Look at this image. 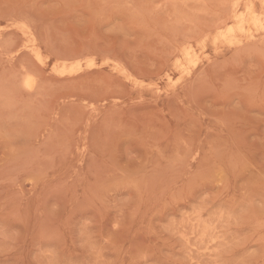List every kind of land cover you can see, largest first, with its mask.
<instances>
[{"label": "rangeland", "instance_id": "374dc122", "mask_svg": "<svg viewBox=\"0 0 264 264\" xmlns=\"http://www.w3.org/2000/svg\"><path fill=\"white\" fill-rule=\"evenodd\" d=\"M250 1L0 0V264H264Z\"/></svg>", "mask_w": 264, "mask_h": 264}, {"label": "bare ground", "instance_id": "6f19581e", "mask_svg": "<svg viewBox=\"0 0 264 264\" xmlns=\"http://www.w3.org/2000/svg\"><path fill=\"white\" fill-rule=\"evenodd\" d=\"M255 1L256 0H251L250 3H248L246 15L239 14L241 11V8L239 6L236 5L233 7L236 13L233 21L239 24L240 30L242 29H245V30L247 29L249 31H253V29L254 30L255 29L264 30V11L260 13L258 12L257 6L254 3ZM260 2L262 3V6L264 8V0H260ZM250 33L252 34V32Z\"/></svg>", "mask_w": 264, "mask_h": 264}]
</instances>
